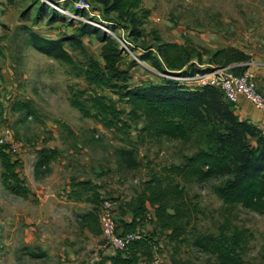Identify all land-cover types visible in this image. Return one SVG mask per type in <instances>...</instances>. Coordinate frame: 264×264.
<instances>
[{
  "label": "rangeland",
  "instance_id": "1",
  "mask_svg": "<svg viewBox=\"0 0 264 264\" xmlns=\"http://www.w3.org/2000/svg\"><path fill=\"white\" fill-rule=\"evenodd\" d=\"M81 2H87L89 10L76 8ZM44 6L48 12L56 10L65 21L50 23L49 16L41 15ZM102 8L94 0H0V135L4 129L11 130V144L17 142L18 148L6 151L16 162L20 177L36 186L27 197L11 192L2 183L0 162V264H101L109 250L113 251L99 225L102 201L111 202L117 233L131 230L124 224L130 221L127 210L136 194L154 177L165 179V185V170L196 151L194 143L147 136L142 118L124 125L96 116L90 102L92 90L114 102L120 118L129 119L130 108L118 95L122 84L137 88L166 79L182 81L167 77L177 75L178 70L166 68L163 58L157 56L156 49L165 42L196 49L183 74L220 68L208 60L216 50L228 47L249 54L245 71L255 82L260 78L256 72L264 70V0H142L140 8L148 14L141 18L136 11L139 36L131 33L127 17L118 18L113 12L105 15ZM82 23L98 27L116 40L122 50L116 67L127 72L125 83L113 80L116 87L87 84V57L104 66L102 43L94 35L80 36ZM30 32L52 39L79 36L84 49L70 48L66 40L72 63L54 60L28 44ZM43 147L60 153L46 174H42L44 168L36 167L37 152ZM120 148L134 151V168L118 164ZM50 171L43 190L35 182L36 176ZM82 173L92 186L86 191L89 197L96 195L95 188L100 192L98 208L93 211L90 205L67 202L71 198L66 186ZM218 182L185 185L191 221L177 239L155 226L154 209L147 205V217L132 230L150 239L158 264H218L214 254L194 244L195 238L211 235L218 239L219 234L231 236L237 230L246 236L238 253L239 264H264V211L224 204L213 190ZM45 190L53 191L58 201L40 204L37 195ZM94 212L99 232L92 219Z\"/></svg>",
  "mask_w": 264,
  "mask_h": 264
},
{
  "label": "trees",
  "instance_id": "2",
  "mask_svg": "<svg viewBox=\"0 0 264 264\" xmlns=\"http://www.w3.org/2000/svg\"><path fill=\"white\" fill-rule=\"evenodd\" d=\"M94 1L103 7L102 13L105 15L113 12L118 18L127 17L131 33L140 35V18L136 17V11H140L141 18L148 14L140 8L142 0ZM41 15L49 16L50 23L65 21L62 16H58L56 10L48 12L46 6L41 10ZM79 35H94L102 43L104 67L97 60L87 57V69L84 72L87 84L113 87L112 85H118L112 84L113 80L125 83L128 79L127 72H119L116 67L122 60V50L116 40L100 28L87 23L80 25ZM66 40L69 41L70 48L83 51V42L79 36L52 39L30 32L27 42L35 50L54 60L72 63L64 44ZM156 50L157 56L163 58L166 68L170 70H182L196 51L193 46L188 48L169 42L163 43ZM204 53L209 52L205 50ZM210 57L208 63L215 67L231 66L234 74L244 72L248 67L245 63L250 59L249 54L234 47L218 49ZM209 70V67H205L185 72L195 74ZM91 95L90 102L96 109V116L104 115V120L110 117L124 125L130 120L142 118V131L147 136H164L168 140L194 143L196 148L195 152L183 158L181 164L172 165L165 170L168 175L165 185V179L154 177L142 192L136 194L132 204L128 206L129 212L127 210L130 221L124 220V225L131 230L119 234L133 231L147 217L149 205L154 209L157 228L169 231L174 239L182 236L191 221L185 185L194 182L219 181L213 185V190L224 204H240L247 210L264 211V131L246 119H240L235 113L236 104L226 100L219 88H188L170 79L159 84H143L137 88L122 84L118 95L130 108L129 119L126 120L120 118L115 103L108 101L105 95L96 90H92ZM6 148V145H0L2 183L9 186L16 195L27 197L31 191L20 177L16 162L10 159ZM59 154L58 151L41 148L37 152L36 167L44 168L42 174H46L50 170L51 161L59 158ZM117 154L120 166L127 169L136 166L131 148H120ZM92 218L95 222V216ZM219 235L218 239L211 235L196 237L194 244L203 251L214 254L218 264H239L238 253H241L246 244L244 231L237 230L231 236ZM114 252L108 258L109 264H152L155 258L151 241L143 234L141 238L129 242L125 251Z\"/></svg>",
  "mask_w": 264,
  "mask_h": 264
},
{
  "label": "built area",
  "instance_id": "3",
  "mask_svg": "<svg viewBox=\"0 0 264 264\" xmlns=\"http://www.w3.org/2000/svg\"><path fill=\"white\" fill-rule=\"evenodd\" d=\"M76 8L89 10L90 5L87 2H81L76 4ZM245 64H248V62ZM230 68L231 66L212 68L209 72L190 75L183 74V70H178L177 75L167 77L182 80L178 83L208 85L219 88L226 100L237 104L238 100L243 98L255 109L264 113V94L259 90L254 76L246 71L241 74H234ZM0 145H6L13 152L17 150V142L11 144V130L9 128L4 129L0 135ZM99 225L103 239L113 251H125L129 242L141 238V233L137 231L126 232L125 234L117 233L116 220L112 212L111 202L108 199L103 200L101 203ZM152 264H158V260L154 259Z\"/></svg>",
  "mask_w": 264,
  "mask_h": 264
},
{
  "label": "crops",
  "instance_id": "4",
  "mask_svg": "<svg viewBox=\"0 0 264 264\" xmlns=\"http://www.w3.org/2000/svg\"><path fill=\"white\" fill-rule=\"evenodd\" d=\"M257 74L260 76L258 81H256L257 85H258V88L260 87L262 90H264V88L262 86V85H264V70L260 69V71L256 72L255 75H257ZM260 88H259V90H260ZM235 113L239 116L240 119H246L247 121L253 123L255 126L259 127L260 129H262L264 131V113L259 111V110H257V109H255L245 99L240 98L238 100V102L236 104V108H235ZM73 164H74V162H73ZM50 165H49V167H50ZM72 167L73 166L71 165V168ZM51 173L52 172L50 171L48 173V175H44V176H41V174H40V175H37L38 177L34 174L36 176L35 182L39 185V187L41 189L44 190V185L46 183V180L48 178H50L49 175ZM76 177L77 178L74 181H73L74 178L70 179L69 185H67L66 188H65L66 189V193H69L68 197L71 198V199H67V202H69V203L70 202L82 203V204H86L88 206L90 205L91 207L89 209L93 211L94 208L95 209L98 208V204H99V200L98 199H99V193H100L99 189L94 187L96 189V192H95L96 195L94 197H92V196L89 197V195H88V193L86 191H88V188L92 187V186L87 181L84 180L85 175L82 173V174H79V176H76ZM93 183L96 184L97 181H93ZM27 185H28V187H29V189H30V191L32 193H34L36 191V188H35L36 186L34 187L33 184L32 185L27 184ZM40 195H37V197L41 200L40 204H42V205H47V203L48 204H53L57 200L56 196H55V198H53L54 195H53V191H51V190H45ZM94 203H96V204H94ZM52 207H54V206H52ZM40 214H41V218H43V213L40 212ZM80 215H82V214H80ZM93 216H95V224L97 225V227H95V228L97 229V232H99L98 231V227L99 226L97 224V218H96V213L95 212H94ZM129 220H130V218H129ZM126 221H128V220H126ZM114 254H115L114 251L110 252V250H109L107 255H105L106 257L104 258V260L101 261L100 263L101 264H109L108 258L110 256L114 255ZM94 264H99V262L98 263L95 262Z\"/></svg>",
  "mask_w": 264,
  "mask_h": 264
}]
</instances>
